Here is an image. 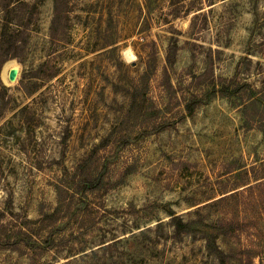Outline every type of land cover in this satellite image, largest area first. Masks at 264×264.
<instances>
[{
    "label": "rangeland",
    "instance_id": "374dc122",
    "mask_svg": "<svg viewBox=\"0 0 264 264\" xmlns=\"http://www.w3.org/2000/svg\"><path fill=\"white\" fill-rule=\"evenodd\" d=\"M67 2L64 39L51 41L45 0L27 58L1 71L0 239L55 208L75 173L105 170L106 185L87 203L62 194L55 248L31 260L0 246V264H220L218 249L227 264L249 250L264 264V133L223 97L191 116L184 107L211 66L231 78L241 63L264 88V0ZM173 213L191 224L182 240Z\"/></svg>",
    "mask_w": 264,
    "mask_h": 264
},
{
    "label": "trees",
    "instance_id": "16d2710c",
    "mask_svg": "<svg viewBox=\"0 0 264 264\" xmlns=\"http://www.w3.org/2000/svg\"><path fill=\"white\" fill-rule=\"evenodd\" d=\"M45 0H0V119L5 114V105L7 97L10 98L8 87L1 80V71L6 62L9 60H18L23 62L30 51L31 42L35 32L38 31L41 21V5ZM67 0H54V13L50 25L51 41L58 43L62 41L66 35L68 26L69 10ZM189 11L184 14L188 16ZM199 15V14H197ZM198 17V16H196ZM195 17V18H196ZM212 50V48H210ZM179 46L177 38H172L169 45L167 62L169 66H173L178 54ZM241 63L237 64L236 71L231 78L216 76L213 67L206 71L203 75L207 76L206 89L202 94L194 93L190 98L185 100L186 116H191L203 104H206L216 97L226 98L231 107L237 109L243 120V127L246 129H258L264 133V88L254 86L252 82L241 78ZM57 74H51L54 77ZM163 129V127H162ZM106 172L100 171L95 176H82L75 173L74 179L69 186H57L59 193L58 205L51 210H42L38 220L33 221L27 216L23 218L22 225L14 236L2 242L0 246L14 251H26L31 260L41 256L46 251L57 246V233L61 231L63 226L59 224L60 209L63 206L69 207L70 201L79 198L80 201H86L91 194L100 192L106 185ZM258 183L257 186H260ZM246 188L253 189V185ZM233 191V190H232ZM231 192V191H230ZM63 193L69 195L66 200ZM232 192L229 195H233ZM228 195V196H229ZM227 196L222 197L221 199ZM5 216V212L0 211V218ZM36 223L40 230L47 231L45 236H33L34 230H31L29 224ZM172 226L174 227V237L182 240L184 234L191 230V224L185 221L181 216L172 214ZM236 222H232L230 227ZM27 227L26 230L24 228ZM234 228V227H233ZM217 257L220 264H227L226 259L229 257L221 250H217ZM255 255L252 250L246 254L245 264H254Z\"/></svg>",
    "mask_w": 264,
    "mask_h": 264
},
{
    "label": "bare ground",
    "instance_id": "6f19581e",
    "mask_svg": "<svg viewBox=\"0 0 264 264\" xmlns=\"http://www.w3.org/2000/svg\"><path fill=\"white\" fill-rule=\"evenodd\" d=\"M128 55H129V53H128ZM15 64H16L15 60H10V61H8V62L5 64L4 69H3V77H4V78H6L7 75H9L8 72H9L10 68H11V67H14ZM17 70H18V69L13 68V71L17 72Z\"/></svg>",
    "mask_w": 264,
    "mask_h": 264
},
{
    "label": "water",
    "instance_id": "95a60500",
    "mask_svg": "<svg viewBox=\"0 0 264 264\" xmlns=\"http://www.w3.org/2000/svg\"><path fill=\"white\" fill-rule=\"evenodd\" d=\"M16 73H17V72H15V71H13V70H12V73H11V78H15V76H16Z\"/></svg>",
    "mask_w": 264,
    "mask_h": 264
}]
</instances>
